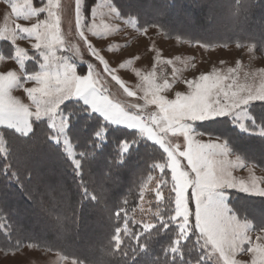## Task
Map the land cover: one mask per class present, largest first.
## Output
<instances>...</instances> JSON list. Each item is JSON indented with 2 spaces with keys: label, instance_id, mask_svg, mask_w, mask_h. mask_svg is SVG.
Here are the masks:
<instances>
[{
  "label": "rangeland",
  "instance_id": "rangeland-1",
  "mask_svg": "<svg viewBox=\"0 0 264 264\" xmlns=\"http://www.w3.org/2000/svg\"><path fill=\"white\" fill-rule=\"evenodd\" d=\"M42 1L35 7L33 0H0V44L8 41L11 49L7 57L0 46V120L21 121L29 114L31 120L46 119L55 141L78 166L62 103L81 100L112 121L116 117L101 98L106 97L134 115H146L166 155L156 167L160 174L169 171L175 192L171 221L180 235L174 246L192 235L213 264H264V228L240 218L229 204V191L264 196V171L224 138L198 128V123L228 117L242 131L264 134L260 126L255 130L247 124L249 107L264 102V52L248 44L207 45L167 37L155 27L139 29L110 0H98L88 21L83 0ZM32 50L40 60L30 55ZM80 83L89 87L78 91ZM30 131L32 123L23 134ZM213 137L220 144L206 142ZM0 264L87 263L25 244L0 250Z\"/></svg>",
  "mask_w": 264,
  "mask_h": 264
},
{
  "label": "trees",
  "instance_id": "trees-1",
  "mask_svg": "<svg viewBox=\"0 0 264 264\" xmlns=\"http://www.w3.org/2000/svg\"><path fill=\"white\" fill-rule=\"evenodd\" d=\"M110 1L139 29L155 27L167 37L207 45L248 44L264 52V9L257 0ZM97 2L82 1L87 21ZM205 3L212 5L207 11L194 6ZM0 46L11 57L10 43ZM60 112L68 118L78 166L55 141L46 119L33 118L28 135L0 127V250L35 244L87 264H213L192 235L174 246L180 235L171 221L175 192L169 171L160 174L156 167L166 156L158 143L114 125L78 99L62 103ZM249 112L248 126L264 131V102L253 103ZM198 128L224 138L264 171V134L242 131L228 117L198 123ZM229 193L233 211L264 228V196Z\"/></svg>",
  "mask_w": 264,
  "mask_h": 264
},
{
  "label": "crops",
  "instance_id": "crops-1",
  "mask_svg": "<svg viewBox=\"0 0 264 264\" xmlns=\"http://www.w3.org/2000/svg\"><path fill=\"white\" fill-rule=\"evenodd\" d=\"M33 3H34V0H33ZM33 5L35 7H39V6H36L35 4H33ZM169 77H170V75H166L164 77V79L166 78L168 80ZM83 87H84V90H86V88L89 87V83H86L85 85L80 83L77 87L78 91H80L81 88H83ZM101 98L103 100V103L106 104L109 107L110 111L113 113L111 116L116 117V118L112 117L113 120L111 121L110 119L107 118V116H104L101 113L96 112L100 116H102L105 120L112 122L114 125L125 127L128 129L137 130L139 132H140L139 129H143L146 131V133H149V135H151L153 137V139L151 141L158 142L159 138L157 136L155 129L146 125L148 123V121L142 120V114L141 115H134L133 113H130L129 111L125 110L122 106H120L118 103L114 102L113 100L106 98V97H101ZM24 109H25V107H24ZM21 113L23 116L24 115L23 111ZM30 123H31V117L29 114V116L27 118H24L21 121L17 120V121H9L8 123H5V122H2L0 120V127L12 128V129L16 130L17 132H19L20 134H23L24 133L23 130L25 128H27L30 125ZM192 135L195 138L197 137L196 141L199 142V140H198L199 135L196 133L194 128L192 130ZM206 142L209 144H213V143L220 144L219 142H221V141H220V139L213 137V138L207 139ZM197 156H198V151L196 149L194 151L192 150L191 151V162L192 163H195V161L197 160ZM261 171H263V170H261Z\"/></svg>",
  "mask_w": 264,
  "mask_h": 264
},
{
  "label": "clouds",
  "instance_id": "clouds-1",
  "mask_svg": "<svg viewBox=\"0 0 264 264\" xmlns=\"http://www.w3.org/2000/svg\"><path fill=\"white\" fill-rule=\"evenodd\" d=\"M195 7L203 8L207 11L212 5L210 3L194 5ZM257 7L264 9V3H261L260 0H257ZM31 248V246H29Z\"/></svg>",
  "mask_w": 264,
  "mask_h": 264
},
{
  "label": "built area",
  "instance_id": "built-area-1",
  "mask_svg": "<svg viewBox=\"0 0 264 264\" xmlns=\"http://www.w3.org/2000/svg\"><path fill=\"white\" fill-rule=\"evenodd\" d=\"M151 110H154V107H151ZM142 120L147 121L148 117L146 115H142Z\"/></svg>",
  "mask_w": 264,
  "mask_h": 264
}]
</instances>
